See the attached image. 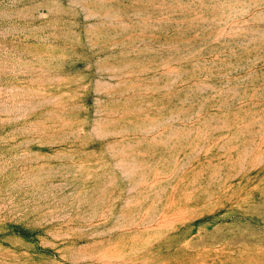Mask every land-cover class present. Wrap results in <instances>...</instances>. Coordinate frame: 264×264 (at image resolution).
Returning <instances> with one entry per match:
<instances>
[{"label": "rangeland", "instance_id": "obj_1", "mask_svg": "<svg viewBox=\"0 0 264 264\" xmlns=\"http://www.w3.org/2000/svg\"><path fill=\"white\" fill-rule=\"evenodd\" d=\"M0 264H264V0H0Z\"/></svg>", "mask_w": 264, "mask_h": 264}]
</instances>
